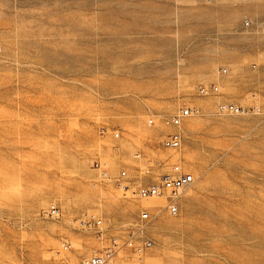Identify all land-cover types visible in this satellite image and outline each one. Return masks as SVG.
<instances>
[{
    "label": "rangeland",
    "instance_id": "obj_1",
    "mask_svg": "<svg viewBox=\"0 0 264 264\" xmlns=\"http://www.w3.org/2000/svg\"><path fill=\"white\" fill-rule=\"evenodd\" d=\"M222 102L264 107V0H0V264H81L143 211L141 264H264V111ZM176 164L196 179L173 215L135 191Z\"/></svg>",
    "mask_w": 264,
    "mask_h": 264
},
{
    "label": "built area",
    "instance_id": "obj_2",
    "mask_svg": "<svg viewBox=\"0 0 264 264\" xmlns=\"http://www.w3.org/2000/svg\"><path fill=\"white\" fill-rule=\"evenodd\" d=\"M246 25L249 24V21L245 22ZM219 86L216 83H212L209 86L201 85L199 87V92L203 95H208L211 93L218 92ZM194 111L191 107H183L174 115L164 116L162 118L163 122L166 125L180 127L182 121L185 118H188L194 114ZM264 107L255 106L252 108H247L242 105H238L233 102H222L217 107L218 114H247L250 112L263 113ZM197 112V111H196ZM154 118L150 119V122L153 123ZM116 136H119L117 133ZM162 144L164 147L169 149H180L182 146V133L179 130L172 131L165 135L162 140ZM136 156H140V154H136ZM95 167L98 169H102V164L99 162L95 163ZM103 174L106 176L107 172L104 170ZM121 175L125 177L127 175L126 171H122ZM195 176L192 173H187L184 171L181 165H174L170 171L163 173L160 175L159 181L156 183L142 185L137 191H135L136 195L141 198H156V197H164L169 196L170 200L165 206V209L176 215L179 213V203L178 199L182 191L188 189L195 183ZM122 188L124 190H129L128 185H123ZM61 210L60 208L52 204L49 211H47L44 216L53 217L55 219L61 218ZM154 219V216L149 211H143L141 213V225L129 233L128 238L124 242H120L117 238H113L111 240L110 245L105 247L101 251H95L92 255L85 258L81 264H112L111 261L114 256L124 247H128L132 249V251L136 255V263L141 264L142 260L139 257L146 249H148L152 242L144 235V229L147 227L149 223H151ZM81 224L84 227H95L100 226L102 224V219H98L95 214L86 213L81 218ZM100 232V231H99ZM64 249H69L71 247L70 243L64 241L62 243Z\"/></svg>",
    "mask_w": 264,
    "mask_h": 264
},
{
    "label": "crops",
    "instance_id": "obj_3",
    "mask_svg": "<svg viewBox=\"0 0 264 264\" xmlns=\"http://www.w3.org/2000/svg\"><path fill=\"white\" fill-rule=\"evenodd\" d=\"M250 23H251V21H249V24H248V25H250ZM136 157L139 158L140 156H139V157L136 156ZM159 163H160V162L157 161V164H159ZM157 166H158V165H157ZM135 170H136L137 173L141 172V170H140L138 167H136ZM158 170H160V172L163 171V167H159ZM170 170H171V169H170ZM170 170L164 171V173H165V172H168V171H170ZM140 179H141L142 182L144 183L145 181L147 182L146 179H149V177L146 178V177L144 176V178H143V177H140ZM146 185H147V184H146ZM94 237H95V235H94ZM96 237H97V238H100V239L103 237L101 231H100V232H99V231L97 232ZM70 245H71V244H70ZM70 248H71V247H70Z\"/></svg>",
    "mask_w": 264,
    "mask_h": 264
},
{
    "label": "bare ground",
    "instance_id": "obj_4",
    "mask_svg": "<svg viewBox=\"0 0 264 264\" xmlns=\"http://www.w3.org/2000/svg\"><path fill=\"white\" fill-rule=\"evenodd\" d=\"M102 248V247H101ZM85 259V258H84Z\"/></svg>",
    "mask_w": 264,
    "mask_h": 264
}]
</instances>
